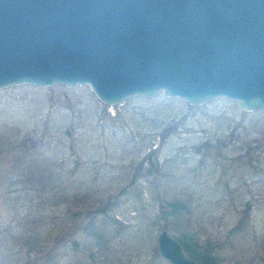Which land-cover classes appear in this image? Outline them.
<instances>
[{
    "label": "rangeland",
    "instance_id": "rangeland-1",
    "mask_svg": "<svg viewBox=\"0 0 264 264\" xmlns=\"http://www.w3.org/2000/svg\"><path fill=\"white\" fill-rule=\"evenodd\" d=\"M37 166L59 184L45 202ZM0 227L13 234L0 264H172L163 228L208 264H264V107L162 89L111 104L87 82L0 86Z\"/></svg>",
    "mask_w": 264,
    "mask_h": 264
},
{
    "label": "water",
    "instance_id": "water-1",
    "mask_svg": "<svg viewBox=\"0 0 264 264\" xmlns=\"http://www.w3.org/2000/svg\"><path fill=\"white\" fill-rule=\"evenodd\" d=\"M24 81L262 108L264 0H0V86ZM157 241L172 264H208L165 228Z\"/></svg>",
    "mask_w": 264,
    "mask_h": 264
},
{
    "label": "trees",
    "instance_id": "trees-1",
    "mask_svg": "<svg viewBox=\"0 0 264 264\" xmlns=\"http://www.w3.org/2000/svg\"><path fill=\"white\" fill-rule=\"evenodd\" d=\"M36 146V142L34 141V146ZM50 175H52V171H48V169L46 167H40L37 166V169H34V175H32L31 177L33 178V188H34V193H38V196L40 197L38 200L41 202V200H44L42 202H45L46 199L42 197L41 192H43L44 189H46L48 186L51 187V189L56 188L59 184L52 181L50 179ZM30 178V177H29ZM54 180V179H53ZM174 202L177 201H173V203L170 202L171 206L173 205V210H176L178 206H176L174 204ZM37 231V236H38V241L41 239L40 236V231ZM12 229L10 227H0V247L2 251L7 250L8 248V244H6L7 241V237L8 236H12ZM33 239H34V233L32 234Z\"/></svg>",
    "mask_w": 264,
    "mask_h": 264
}]
</instances>
